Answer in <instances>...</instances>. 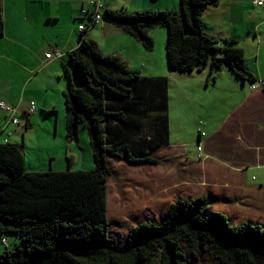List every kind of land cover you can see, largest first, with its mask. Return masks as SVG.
Segmentation results:
<instances>
[{"label":"trees","instance_id":"obj_1","mask_svg":"<svg viewBox=\"0 0 264 264\" xmlns=\"http://www.w3.org/2000/svg\"><path fill=\"white\" fill-rule=\"evenodd\" d=\"M217 3L180 0V13L94 9L88 20L95 24L96 15H102L109 27L130 35L149 51L154 49L151 33L167 28L172 70L209 67L208 75L215 80L228 66L243 80L256 82L235 39L220 46L205 34L203 14ZM83 26L80 47L65 64V130L75 142L81 129L87 130L95 166L73 169L67 156L66 169L29 170L24 143L0 142V241L5 246L0 264H264V226L234 223L220 211L209 213L205 197L178 198L161 220L132 226L123 245L110 236L107 182L114 170L109 160L159 163L155 154L170 137L168 82L167 77L144 74L117 56L104 55L87 37L90 25ZM3 28L0 0V36ZM150 99L157 101L155 109L161 115L153 137L143 134L153 121L147 115ZM36 109L31 101L30 113ZM3 111L14 124L12 114ZM7 235L15 240L13 248Z\"/></svg>","mask_w":264,"mask_h":264},{"label":"crops","instance_id":"obj_2","mask_svg":"<svg viewBox=\"0 0 264 264\" xmlns=\"http://www.w3.org/2000/svg\"><path fill=\"white\" fill-rule=\"evenodd\" d=\"M95 2L100 7L98 10L110 8L135 12L157 9L153 3L149 4L150 0H2L4 28L0 36V102L16 106L20 123L11 124L7 113L0 109V142L11 139L24 143L29 170H48L51 166L55 170L67 168L65 154L59 149L60 137L69 142L75 141L67 138L66 120L63 118L62 121L60 117L63 115V91L67 85L65 64L68 63L69 55L80 47V26L88 23L90 27L87 37L98 44L104 55L118 56L127 65L122 55L128 49L125 44L130 41L119 35L121 31L109 27L105 19L95 24L88 20V12L95 9L92 6ZM203 21L205 34L220 46H226L227 40L235 39L237 45L245 51L247 67L256 76V83L264 81V5L255 6L252 0H218L217 4L210 5L205 10ZM122 34L131 38L128 34ZM50 53L52 55L48 57L47 54ZM194 73H198L196 77L201 83L197 90L202 93L204 84L208 87L211 81L216 83L217 78L223 76L231 83L247 87L251 94L240 99L237 87L231 88L228 97L232 104L229 107L214 104L211 120L198 116L200 119L197 127L195 122L189 131L194 136L188 138L186 134L175 141L173 119L180 122L181 119L176 114L180 111L178 108L176 112L172 111L169 104L173 99L179 100L183 92L167 73L170 137L169 144L160 147L167 149V159H159L158 164L167 162V170H177L173 172L172 178H167V170L161 174V178L165 179L162 182H167V192L183 182L187 184L177 187V192L170 198L173 200H167V206L164 205L163 210L166 211L178 198H183L184 194L185 198L205 197L210 207L209 212H223L234 223L257 222L264 226V86L251 88L255 84L253 80H243L228 66L223 67L215 80L208 75L209 67L198 68L189 74ZM182 85L186 90L187 85ZM192 89L189 88L186 93ZM194 95L184 97L195 104ZM31 101L37 104L33 114L29 111ZM153 102L150 99L147 107V115L153 121L149 122V128H145L143 133L152 137L157 134L155 127L161 124V119L158 118L161 115L155 109L157 101ZM191 103L187 101L181 104L182 113L187 111ZM235 111H239L240 116L247 117L244 123L232 118ZM53 112H57L56 116ZM226 112L228 119L225 122L222 116ZM83 130L85 129H81L77 144L85 139ZM182 131L184 130L179 129L178 133ZM58 137L59 140L56 139ZM200 142L203 144L202 152L199 150ZM34 143L41 150L35 151L31 160L26 150ZM87 143L90 145L89 140ZM67 152L68 149L66 157L69 156ZM57 153L59 163L65 164L59 168L56 167ZM73 154L78 157V162L81 158L84 159V165L77 169L94 168V157L89 158L85 148L76 145L73 147ZM206 155L209 157L206 158ZM70 157L72 168L75 169L76 157ZM111 162L118 165L121 160H110L109 163ZM146 165L154 167L153 163H142L130 164V169L145 170ZM148 172L146 170V176L151 175ZM163 174L165 175L162 176ZM257 174H262V178ZM109 185L107 183L108 217L112 225Z\"/></svg>","mask_w":264,"mask_h":264},{"label":"rangeland","instance_id":"obj_3","mask_svg":"<svg viewBox=\"0 0 264 264\" xmlns=\"http://www.w3.org/2000/svg\"><path fill=\"white\" fill-rule=\"evenodd\" d=\"M151 3H153L154 8H157L155 10H169L180 13V0H157V2H153L152 0H150L149 4ZM167 32V28H159L151 33L154 39V49L151 51L145 49L144 45L136 42L134 38H129L127 35L120 33L119 35L122 38L130 41V43L125 44L128 49L123 52L124 56L122 54L120 55H122L128 67H134L133 69L140 68L139 70L142 69L144 71V74L148 73L151 76L162 75L164 77H167L168 73L171 81L175 82L181 88L183 94L180 96L179 100L173 99L169 104V107L172 108V111L176 112V108H178V110L180 111L176 112V114L181 119L180 122L173 119V138L175 141H177L182 139L186 134L188 138L194 136L193 133L189 131L191 130V127L193 126V123L195 124V122L197 127V123L200 119L198 118V116L203 119L205 117V119L207 118L208 120H211L212 114H214L215 109L214 104H217L218 106L229 107L232 104L231 99L228 97L231 92V88L233 89L234 87H237L239 93L238 97H240V99L246 97L248 93H251L247 87L242 88L241 84L236 85L234 82H232V85V83L229 80H226L223 76H219L216 83L211 81L208 87H206L204 84L203 93L197 90L199 84L201 83V81L196 77L198 73L189 74L191 71H179L172 70L170 68L166 52V43L168 39ZM133 44L135 45L133 46ZM251 61L255 64L254 60ZM130 63L133 64L130 65ZM65 80L68 82L66 76ZM202 81L204 82V80ZM183 83L187 85L186 90H188L189 88L193 89L189 90L186 93V90H184V86L182 85ZM189 94L190 96L192 94H195V104L191 103V99H185L184 95L187 96ZM223 99L225 100L223 101ZM187 101H190L191 106L187 108V111L182 113L181 108L183 107L181 106V104H184ZM202 110L203 113H201ZM61 111L63 112V115L62 118L60 117V120L63 121V118L65 119L64 104ZM227 113L228 112H226L222 116V118L225 119V122L228 119ZM52 114L56 116L57 112H53ZM193 115H195L196 120ZM232 118H234L236 121H242L243 123L247 119L246 116H240L239 111H235ZM212 123L216 124V122L214 121ZM257 124L258 128L259 123ZM179 129L184 131L178 133ZM185 131H188V133H185ZM195 131L197 132L196 128ZM82 132L85 133V139H82L80 144H77L76 142H69L64 137H60L59 141V143H61L59 149L61 152H64L65 158L66 149H68L67 153L69 154V156L76 157L74 166L75 169H77L80 165H84V159L81 158L78 162V157L73 154L74 146L77 145L80 148H85L86 154L88 153L89 158L93 157L90 145L89 143H87V141L89 140L88 132L87 130H83ZM56 139L59 140V137ZM160 149L156 152L155 156L160 160H164L165 158L167 159V149ZM37 150L40 151L41 149L38 148V145L35 143L27 147L26 152H28L31 160L34 158V153ZM58 156L59 154L57 153V168L61 167V165H65L59 163ZM178 158L180 159V157ZM110 166H112V169H116L114 170V175L108 181V183L110 184L109 211L110 218L113 221V224L111 225L110 236L114 238L116 243H118L119 245H123L127 240L128 231L132 226L137 225L138 223H141L147 219H162L166 212L163 209L165 208L164 205L167 206V200L172 201L173 199L170 198L177 192V187H182V185L184 187L187 182L176 185L174 190H168V192H170L168 193L167 182H162L165 179L161 178V174L168 169L167 162L156 165L153 164L154 167L146 165L145 170H131L130 164H127L124 161L119 162L118 165L111 162ZM146 170H149L148 175L151 174L150 176H146ZM176 171L177 170H167V178H172V175H174L173 172ZM165 174H163L162 176H164ZM257 175L262 178V174ZM185 197L186 194L183 195V198ZM6 237L9 238V243L11 242L9 248H13L15 240H11L10 235H7ZM4 248V244L0 241V253L4 250Z\"/></svg>","mask_w":264,"mask_h":264},{"label":"built area","instance_id":"obj_4","mask_svg":"<svg viewBox=\"0 0 264 264\" xmlns=\"http://www.w3.org/2000/svg\"><path fill=\"white\" fill-rule=\"evenodd\" d=\"M253 4L255 6H263L264 5V0H252ZM98 3L95 2L94 3V6H95V9H99L100 7H98L97 5ZM103 19L102 15L100 16L99 14L96 15V19H94V22L98 23V22H101V20ZM84 26L81 25L80 26V29H82ZM48 57H51V54H48L47 55ZM264 86V81H260L258 84L255 83V84H252L251 85V88H257V86ZM0 108L5 110V111H8L10 114H12V118L11 120L14 122V124H17L19 122L18 118L15 116L16 113H17V108H14L10 105H8L6 102H0Z\"/></svg>","mask_w":264,"mask_h":264},{"label":"clouds","instance_id":"obj_5","mask_svg":"<svg viewBox=\"0 0 264 264\" xmlns=\"http://www.w3.org/2000/svg\"><path fill=\"white\" fill-rule=\"evenodd\" d=\"M51 54V53H50ZM48 55V54H47ZM52 55V54H51ZM118 57V56H117ZM256 83V82H254ZM9 105V104H8ZM1 109V108H0ZM19 123V122H18ZM202 135H204V133L201 132ZM199 150L202 152L203 151V144L202 142L199 143ZM203 155V154H202ZM206 158L209 157V156H205ZM109 181V180H108ZM108 183V182H107ZM107 208H108V203H107ZM209 212V211H208ZM210 213V212H209ZM110 231H111V226H110Z\"/></svg>","mask_w":264,"mask_h":264}]
</instances>
